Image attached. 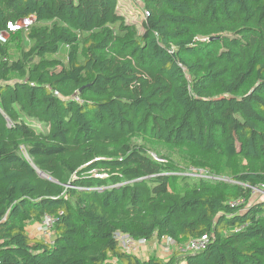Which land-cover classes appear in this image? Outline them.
I'll use <instances>...</instances> for the list:
<instances>
[{
	"label": "trees",
	"instance_id": "1",
	"mask_svg": "<svg viewBox=\"0 0 264 264\" xmlns=\"http://www.w3.org/2000/svg\"><path fill=\"white\" fill-rule=\"evenodd\" d=\"M141 2L0 0V264H264V0Z\"/></svg>",
	"mask_w": 264,
	"mask_h": 264
},
{
	"label": "built area",
	"instance_id": "2",
	"mask_svg": "<svg viewBox=\"0 0 264 264\" xmlns=\"http://www.w3.org/2000/svg\"><path fill=\"white\" fill-rule=\"evenodd\" d=\"M148 15H149V11L144 10V17ZM33 21H34L33 18H24L15 22H9L7 25L8 28L6 30L0 31V43H6L11 33H14L19 30H27L32 25ZM76 99L80 100V97L77 96ZM180 174H184L185 176H189L196 179L205 178L209 180H220L227 182L232 181L230 178L214 175L204 169H197L194 167ZM252 195L258 197L264 196V186L263 185L253 186ZM238 204L239 201H235L232 203V205H238ZM56 220H57L56 216L51 214H46L42 218V220L37 222V227L39 230L38 237L43 238L47 243L51 245L54 243ZM118 239L120 241L121 247L124 250L135 254H138L141 248V243H145L148 241L147 239L135 240L133 237L129 235H121V234H118ZM167 239H168V244L166 246V250L171 249L173 245H176L175 240L168 238L166 236L163 237L161 240L167 241ZM208 242H209V236L202 235L201 237L193 238L187 243L181 244L176 248L182 251L183 253L197 252L203 250L207 246Z\"/></svg>",
	"mask_w": 264,
	"mask_h": 264
},
{
	"label": "rangeland",
	"instance_id": "3",
	"mask_svg": "<svg viewBox=\"0 0 264 264\" xmlns=\"http://www.w3.org/2000/svg\"><path fill=\"white\" fill-rule=\"evenodd\" d=\"M122 2V4L124 5V6H128V5H130L129 7H130V9L129 10H127L128 11V17H127V20H129V21H131V19H133V20H135V21H141L142 20V18L144 17V8H143V3L141 2V0H121ZM124 1V2H123ZM126 1V2H125ZM12 35H14V34H12ZM8 38H10V39H12V36L10 37V35H9V37ZM15 50V49H14ZM65 54V53H64ZM63 56V55H62ZM38 128L39 129H43L44 127L41 125V124H38ZM45 174V173H44ZM221 174H225V173H221ZM47 175V174H46ZM225 175H227V174H225ZM225 175H222V177H227L228 178V176H225ZM177 185L180 187V186H182V183L181 182H179V183H177ZM36 222H31L30 224L31 225H33V224H35ZM29 225V224H28ZM28 225L26 226V230L28 229L27 227H28ZM28 231V230H27ZM33 232H35V234H36V232H37V230L36 231H33ZM35 234H32V236H35ZM161 241V242H160ZM147 242H145V243H141V248H140V250H139V252H138V255H140L142 258H144L145 259V257L146 256H150L151 255V252H149L148 253V255H146V254H144V249H143V245H145ZM158 244H160V245H162V247H163V250L165 251V252H167V253H172L173 252V248L175 247H178L179 245L178 244H176V245H173L172 247H171V249H168V250H166V246H167V244H168V239H167V241H163V240H159V243ZM154 253V252H153ZM154 254H157V253H154Z\"/></svg>",
	"mask_w": 264,
	"mask_h": 264
},
{
	"label": "crops",
	"instance_id": "4",
	"mask_svg": "<svg viewBox=\"0 0 264 264\" xmlns=\"http://www.w3.org/2000/svg\"><path fill=\"white\" fill-rule=\"evenodd\" d=\"M121 2V1H120ZM124 2V1H123ZM126 2V1H125ZM130 5H128V6H124L122 3H120V11L122 12V13H124V14H126L127 15V17L129 16L128 15V11L127 10H129L130 9V7H129ZM131 22H139V21H135V20H133V19H131ZM64 51H65V49H63ZM63 51V52H64ZM28 229V233L32 236V234H35V232H33V231H36L37 230V232H36V234H35V236H38V227H37V222L35 223V224H33V225H31V224H29L28 225V227H27ZM159 240L160 239H158L157 237H153L152 239H150V240H148L147 241V243L145 244V245H143V249H144V254H146V255H148V253L149 252H151V254H153V252L154 253H157V255L158 256H160V257H163V258H168V257H170L171 255H172V253H167V252H165L164 250H163V247H162V245H160V244H158L159 243ZM165 240V239H164ZM163 240V241H164ZM161 242V241H160ZM176 248L174 247L173 248V251L175 250ZM150 254V253H149ZM155 255V254H154ZM140 256V255H139ZM141 257V256H140ZM149 256H146L145 257V259L146 258H148ZM142 258V257H141ZM142 259H144V258H142Z\"/></svg>",
	"mask_w": 264,
	"mask_h": 264
},
{
	"label": "water",
	"instance_id": "5",
	"mask_svg": "<svg viewBox=\"0 0 264 264\" xmlns=\"http://www.w3.org/2000/svg\"><path fill=\"white\" fill-rule=\"evenodd\" d=\"M41 175H42L43 177H45V178H48V179H51V180H52L51 177H49L48 175H46V174H44V173H42V172H41Z\"/></svg>",
	"mask_w": 264,
	"mask_h": 264
}]
</instances>
